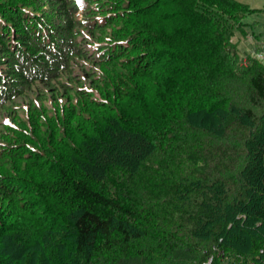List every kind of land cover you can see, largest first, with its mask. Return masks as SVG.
<instances>
[{
  "label": "trees",
  "instance_id": "obj_1",
  "mask_svg": "<svg viewBox=\"0 0 264 264\" xmlns=\"http://www.w3.org/2000/svg\"><path fill=\"white\" fill-rule=\"evenodd\" d=\"M250 11L0 1V264H264V63L231 44Z\"/></svg>",
  "mask_w": 264,
  "mask_h": 264
},
{
  "label": "rangeland",
  "instance_id": "obj_2",
  "mask_svg": "<svg viewBox=\"0 0 264 264\" xmlns=\"http://www.w3.org/2000/svg\"><path fill=\"white\" fill-rule=\"evenodd\" d=\"M1 1V0H0ZM6 1V0H2ZM243 2L244 4L249 6V9L251 10L249 13H247L242 19L236 20L234 27L232 30L233 36L231 38L232 45L234 46V51L237 53L239 62L241 63H246L248 57H256L259 59L258 54L260 52V55H263L261 53H264V0H239ZM104 2H100V5H102ZM127 14V13H126ZM243 15V13H242ZM101 15L96 14L95 17L99 18ZM159 17L157 15L155 16H150L148 18L149 21L151 22H157ZM90 21L89 19H85V22ZM135 22V18L127 17L126 20L120 21L119 26H121L123 31L129 33L128 36L130 37V34H132V29H133V24ZM136 25V23H135ZM118 26V27H119ZM117 27V28H118ZM112 24L106 27L103 31H101L100 28L93 29L92 31V38L89 36L88 33H85L84 35H87L88 42H80L82 43L85 47L86 45L90 46V44H97V41H99L97 38H99L100 34L99 33H109L112 31ZM85 31V29H84ZM105 41H100L101 44H103ZM93 47V45H92ZM261 61V60H260ZM264 63V61H261ZM1 66V65H0ZM4 68V67H3ZM2 69V68H0ZM79 72V71H78ZM74 73H77L74 71ZM5 75L4 72L0 73V75ZM6 78V76H4ZM78 78V76H77ZM43 84H40L36 82H31V86L28 90L29 93H25L24 95H20L17 97L14 101L17 102L18 104H26L27 103V98L28 97H34L36 92L41 93L44 91L46 88L45 86H41ZM43 88V89H42ZM9 92H7L8 94ZM48 96L46 95V100L44 102L48 101ZM14 102V103H15ZM13 103V104H14ZM9 104V105H8ZM10 105H12V102L9 101L7 103V106H2L0 105V118H3L4 123H8L9 120V111ZM15 108V106H14ZM13 108V109H14ZM20 114H22L20 112ZM11 123V122H10ZM9 123V124H10Z\"/></svg>",
  "mask_w": 264,
  "mask_h": 264
},
{
  "label": "built area",
  "instance_id": "obj_3",
  "mask_svg": "<svg viewBox=\"0 0 264 264\" xmlns=\"http://www.w3.org/2000/svg\"><path fill=\"white\" fill-rule=\"evenodd\" d=\"M261 54H263V55H260V52H259V54H258L259 59H258V58H257V59H258L259 61H260V60H261V61H264V53H261ZM260 252H262V250H260ZM210 261H211V260H209L207 263H204V264H209Z\"/></svg>",
  "mask_w": 264,
  "mask_h": 264
}]
</instances>
